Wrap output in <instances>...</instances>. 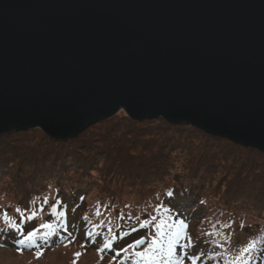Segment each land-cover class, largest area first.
<instances>
[{
  "label": "water",
  "instance_id": "obj_1",
  "mask_svg": "<svg viewBox=\"0 0 264 264\" xmlns=\"http://www.w3.org/2000/svg\"><path fill=\"white\" fill-rule=\"evenodd\" d=\"M119 111L264 153V0H0V137Z\"/></svg>",
  "mask_w": 264,
  "mask_h": 264
},
{
  "label": "rangeland",
  "instance_id": "obj_2",
  "mask_svg": "<svg viewBox=\"0 0 264 264\" xmlns=\"http://www.w3.org/2000/svg\"><path fill=\"white\" fill-rule=\"evenodd\" d=\"M161 120L134 121L123 111H119L112 118L90 126L77 137L61 141V144L50 142L49 137L40 129L1 136L0 264H119L125 256L131 257V248L128 253L117 257L116 261L108 258L111 255L108 253L111 252L105 250L98 253L97 249L111 239L115 231L119 233L118 224H121L122 230L124 222L126 228L129 227L128 233H132L131 230L143 221L144 216L149 215L146 220L151 221L152 216H156L158 220L164 208H168L163 197L165 188L175 184L168 185L172 180L178 183V179L188 189L192 188L193 195H199L198 202L204 201L202 211L208 216L195 222L186 218L190 209L178 214L170 210L173 219H183L188 224L185 239L190 238L193 246L187 249L186 256H200L201 261L205 260V256L209 260L214 256L217 260L225 258V264H251L260 251L259 242L254 243L255 239L251 234L256 235L257 228H264V153L260 154L262 152L258 150L252 152L250 148L237 149L220 138H207L185 126L170 127ZM159 135L165 139L161 141ZM172 137L177 141L182 139L183 142H192L195 148L190 143L182 147L169 145L167 141H176ZM122 138L121 145L128 146L129 141L134 139L139 144L142 141L137 148L147 151H143L141 161L132 165L138 168L134 169L138 170V174L131 173L130 169L126 170L124 167L110 165L107 160L114 158V154H110L112 144ZM39 140H43L44 147L32 145V141ZM28 147L31 148L27 149ZM219 153L226 157L225 160L218 162L214 159ZM115 158L122 160L118 156ZM110 166L112 172L119 174L123 170L130 179L103 184L104 177L110 180L105 171ZM163 169L170 172L168 180L163 184L150 189L132 185L150 176L147 171L158 175V171ZM52 177L53 182L62 187L61 191H51L45 197L47 203L44 198L28 208V198L44 186L43 180ZM138 178L140 180H136ZM50 182L52 180L48 184ZM22 189L26 193L23 194ZM78 195L84 198L81 200ZM110 195H114L112 201L108 198ZM99 199L103 200L100 202ZM181 202L180 198H176L175 202L169 200L174 206ZM105 204L110 206L103 207ZM198 206L200 207L199 203ZM17 208L21 209L25 218L36 213L26 222V234L36 229L45 231L40 227L45 223L59 226V211L65 208L68 216L64 227L75 240L71 243L67 240L58 242V238L53 236L38 258L34 249L23 248L18 251L14 224L21 213L16 211ZM194 210L198 212L199 208L194 207ZM191 212L194 211L191 209ZM5 214L7 222L4 220ZM211 215L213 217L210 218ZM154 223L152 221L146 227L144 234H128V238L123 239L125 241H119L117 237L113 249H123L124 245L139 240L142 236L148 241L155 234ZM109 228L112 229L111 232L108 231ZM89 231L95 233L93 238H87L86 233ZM252 243L255 244L254 249L244 253V249ZM146 247L147 244L144 248ZM144 248L140 250L143 251ZM177 250L179 253V246ZM76 253L80 255L77 257ZM185 264H190L187 258Z\"/></svg>",
  "mask_w": 264,
  "mask_h": 264
},
{
  "label": "trees",
  "instance_id": "obj_3",
  "mask_svg": "<svg viewBox=\"0 0 264 264\" xmlns=\"http://www.w3.org/2000/svg\"><path fill=\"white\" fill-rule=\"evenodd\" d=\"M151 121H154V120H151ZM161 121L163 122V124L168 125L170 127L185 126V127L191 128V129L193 128L194 131L201 133L202 135H204L207 138H212V139H218L219 140V138H215V137L208 136L205 133H203L202 131H200L199 129H196V128L191 127L189 125H172V124L167 123L163 119ZM182 128L181 129L179 128V129L182 130ZM183 130L186 131L184 128H183ZM20 134H22V133H20ZM183 134H186V133H183ZM159 137H160V140L161 141H163L165 139V138H163L164 136H160L159 135ZM172 138H174V137H172ZM141 139L146 140V138H141ZM22 140H24V139H22ZM51 140L52 139H50V142H52V143L55 142L54 140H52V141ZM122 140H123V138L122 139H119V140L117 139L115 141V143L112 144V148L110 149V154H114L113 155V157H114L113 159L115 161L113 159H108V158H107V160L110 162V165L112 164L113 166L118 167V168H123L124 167L126 170L127 169L129 170L130 169L131 173L138 174V170L137 171L134 170V169H138V168H136L135 166H132V165H135V163L137 161L138 162L141 161L143 159V156H142L143 151H145V152H147V151L145 149H142L141 150V148H137V147H139L141 145L142 141H140V144H139L138 141H136L134 139H131L129 141L130 144L128 146H125V145H121V142L123 143ZM174 140H176V141L169 140V141H167V143L169 145H176V146H180V147H182V146L187 145L188 143H190V145L195 148V146L193 145L192 142H183L182 139L177 141V139H175V138H174ZM220 140L230 143L233 147H235L237 149L242 148V147H240L238 145H235V144H233V143H231V142H229V141H227L225 139H220ZM42 141L43 140H39L37 142L32 141V145L33 146H41L42 145L44 147L45 146V143L42 142ZM56 142H57V144L58 143L61 144L60 143L61 141H56ZM57 144H55V145H57ZM29 148H31V147H28L27 149H29ZM35 148H38V147H33V149H35ZM118 148H121V149L119 150ZM252 150H253L252 152H255L254 149H252ZM131 154H134V157H131ZM159 154L162 155L161 152H159ZM260 154H263V153H260ZM117 156H118V158H121L122 160H117L115 158ZM163 158L165 159V156L164 155H163ZM225 158L226 157L224 155H222L221 153L217 154L214 157V159H216L218 162H221L222 160H225ZM93 162L96 163V161H93ZM84 165H87V164H84ZM104 167H106V165H104ZM146 169L147 168H145V171H146ZM105 171L108 174L107 176H110V180H108L105 177L103 178L104 181L102 180V183L105 184V185L111 184L112 182L118 183V182H123L125 179L126 180H129L130 179L129 178V175L128 174H125L123 172V170L119 174H116V173L112 172L111 171V166L110 167H107ZM147 172H148V174L150 173V176H148L147 178H145L144 181H142L140 183H133L132 185H135L137 187L142 186V187H140L142 189H150V187L157 186V185H160V183L163 184L164 182H166L168 180V178H169V175H170V172L169 171H166L164 169L158 175L156 174V172H151V171H147ZM49 180H52V182H50L48 184V181ZM136 180H140V179L138 178ZM43 181H44L43 182L44 183V186L41 187L40 189H38L39 190L38 192L33 193V195H31L28 198V200L26 201V204H28V208H30L32 205H35L38 201L44 199L46 197V195L48 193H50L51 191H58V192H60L61 189H62V187L59 184H57V182H53V177L51 179L43 180ZM172 181L173 182H169L168 185H170V183H174V182H175V184H173L171 187L169 186L168 188H165L166 190H165L164 196H163L164 199H165V201H164L165 204H166L165 206H167L168 209H170L172 212L177 213V214L180 211L182 213H184L186 210H189L190 209L187 212L188 213V216L187 217L185 216V217L187 219H192L195 222H197L199 220H202L205 217H208V216H206L205 211L204 212L202 211L204 201L201 202V200H200V202H198L199 201V195L198 196L193 195L192 194V192H193L192 188L188 189V187H186L185 184L183 185V184H181L179 182V179H178V183H177L176 180H172ZM22 193L23 194L26 193V190L25 189H22ZM169 193H171V195H169ZM78 196H81V195H78ZM113 196L114 195H110L108 197V198H110L109 200L112 201L113 199H111V198H114ZM83 198H84L83 196L80 197L81 200ZM176 198L182 199L183 202H181L180 204H182L183 207H182V205H179V204H177L176 206H174V203H173V205H171L169 203V200H173L175 202ZM102 200L103 199H99L100 202ZM198 203L200 204V207L198 206ZM20 204H21V202H20ZM107 206H110V205H106L105 204V206H103V207H107ZM156 206H160V205H156ZM162 206H164V204ZM194 207L199 208L198 212L194 210ZM191 209H192V211L196 212V214L194 212H191ZM200 210H201V212H200ZM211 217H213V215H211L210 218ZM142 219L143 220L149 219V215L144 216ZM61 223L62 222H61L60 216H59V224H61ZM50 224H52V223H50ZM138 224L140 225V222ZM122 225H123V229L122 230H120L121 229V224H118L117 225V227L119 228V233H118V231H115L113 233V235H115L116 238L117 237L119 238V241L120 240L121 241H125L123 239H125L127 236L126 235H123V234L124 233H128V228H129V227L126 228L127 226L124 224V222H123ZM139 225L138 226H134V228L138 229L137 231L132 232L134 235L138 234V232H142L143 234L146 232L147 229L146 228H140ZM257 231H258V233L256 235H254V233H252L251 235L253 237V240L255 239L254 243L259 242L260 251H259V254L256 257L253 258V261H252L251 264H262L263 261H264V228H261V227L260 228H257ZM132 233H130V234H132ZM142 233H139V234H142ZM122 235H123V238H121ZM223 240H225V238ZM134 242L135 241H133L132 243H134ZM186 242H187V240L185 239V243ZM132 243H130V244H132ZM130 244L124 245L123 248H126ZM116 250H120V249H117L116 248V249H113L112 251H108L107 250L108 252H111V253H108V254H111V255L108 256V258H112ZM132 251H134V250L132 249ZM177 252H178V250H177ZM124 254L125 253L123 251H121V255H124ZM213 254H215V253H213ZM186 255H187V250H186ZM204 258H205V260H202V261H201V258L199 259V264H225V262H224V259L225 258H222V259H219V260H217L216 258H214V256H213V259L212 260H209L207 258V256H205Z\"/></svg>",
  "mask_w": 264,
  "mask_h": 264
},
{
  "label": "snow or ice",
  "instance_id": "obj_4",
  "mask_svg": "<svg viewBox=\"0 0 264 264\" xmlns=\"http://www.w3.org/2000/svg\"><path fill=\"white\" fill-rule=\"evenodd\" d=\"M169 195H171V193H169ZM44 202L47 203V198H45ZM16 211L21 213L22 219L25 218L20 208H17ZM157 211H159V209H157ZM35 215L36 213L33 212L31 216L27 217V219H32ZM59 216L63 217L64 213L60 212ZM121 219H123V217H121ZM4 220L6 222L8 220L6 214L4 216ZM152 221H155L153 225L155 234L147 241V247L144 248L143 251H135V249L146 242L144 238H141L128 245L126 248L116 250L112 260L116 261V258L120 257L121 251L128 253L129 248H131L134 250L131 253V257L125 256L119 261V264H128L129 261H131V264H185L186 258L190 264H197V261L201 258L200 256H186V250L193 246V242L189 238L185 243L186 229L188 227L185 220L173 219L170 209L164 208L163 213H160V218L158 220L156 216H152L151 221H141L139 227L146 228ZM40 227L45 231L41 232L39 229H36L28 231L27 234H24L22 230H18L19 236L21 237L15 240L18 251H21L23 248L34 249L38 258L42 254L43 248L47 246L48 241L53 236L58 238V242L67 240L71 243L75 240V237L71 236V233L67 231L63 223L59 226L45 223ZM224 227H229V225H224ZM137 230L138 229L133 228L131 231L134 232ZM108 231L111 232L112 229L109 228ZM128 234L130 233H124L123 235ZM94 235L95 233L93 231L86 233L87 238H93ZM123 235L121 238H123ZM69 237H71V239H69ZM116 239V236L113 235L111 239L106 240L102 247L97 249L98 253H103L105 250L112 251L113 244L116 242ZM38 240L41 243L38 244ZM65 246H67V244H65ZM178 246L179 253H177ZM81 247H85V245H81ZM254 247V243L249 244L248 247L244 249V253H249L254 249ZM75 255L78 257L80 253H76Z\"/></svg>",
  "mask_w": 264,
  "mask_h": 264
},
{
  "label": "bare ground",
  "instance_id": "obj_5",
  "mask_svg": "<svg viewBox=\"0 0 264 264\" xmlns=\"http://www.w3.org/2000/svg\"><path fill=\"white\" fill-rule=\"evenodd\" d=\"M242 148H243V149H246V148H244V147H242ZM159 172H161V171L159 170L158 173H159ZM179 205H182V204H179ZM182 207H183V205H182Z\"/></svg>",
  "mask_w": 264,
  "mask_h": 264
}]
</instances>
